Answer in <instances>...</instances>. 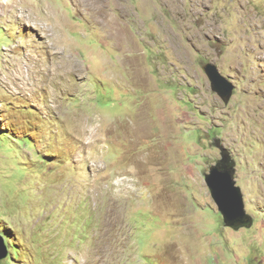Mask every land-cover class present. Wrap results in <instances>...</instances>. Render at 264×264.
I'll return each instance as SVG.
<instances>
[{
	"label": "rangeland",
	"instance_id": "374dc122",
	"mask_svg": "<svg viewBox=\"0 0 264 264\" xmlns=\"http://www.w3.org/2000/svg\"><path fill=\"white\" fill-rule=\"evenodd\" d=\"M105 10L0 0V264H264V0ZM221 154L249 227L205 183Z\"/></svg>",
	"mask_w": 264,
	"mask_h": 264
},
{
	"label": "water",
	"instance_id": "95a60500",
	"mask_svg": "<svg viewBox=\"0 0 264 264\" xmlns=\"http://www.w3.org/2000/svg\"><path fill=\"white\" fill-rule=\"evenodd\" d=\"M203 69L210 79L212 89L222 97L225 103L228 102L233 93L234 84L225 79L213 63H205ZM234 166V160L222 154V157L209 167L204 180L217 210L223 215L224 224L233 229H239L251 226L253 218L246 212L241 188L236 185ZM5 256L6 252L0 249V258Z\"/></svg>",
	"mask_w": 264,
	"mask_h": 264
},
{
	"label": "bare ground",
	"instance_id": "6f19581e",
	"mask_svg": "<svg viewBox=\"0 0 264 264\" xmlns=\"http://www.w3.org/2000/svg\"><path fill=\"white\" fill-rule=\"evenodd\" d=\"M109 1V3H112V0H75V2L78 4V5H82L84 7L85 5V8L87 11L90 12V14H94L95 17L97 18L98 22L102 25V26H105L106 24V21L105 19L108 17V13L107 11L105 10V3ZM84 4V5H83ZM30 9V8H29ZM24 11V10H23ZM29 12V11H28ZM32 12V11H31ZM22 19L23 17L27 18V20H31L32 18V23H33V20H34V23H36L35 21L38 19V17H34L32 16V13H23L21 11V14L19 15ZM108 25V23H107ZM59 57V56H57ZM58 63V61H57ZM68 65V64H67ZM53 65H51L52 67ZM65 66V65H63ZM69 66V65H68ZM67 66V67H68ZM55 66H53L54 68ZM57 68V66H56ZM64 69V67H63ZM65 70V69H64ZM69 72V71H68ZM40 73V72H39ZM44 73V72H43ZM42 73V74H43ZM50 73V72H49ZM53 73V72H52ZM60 73V71H59ZM46 74V73H45ZM54 74V73H53ZM58 75V74H57ZM44 76V75H43ZM40 78V77H39ZM92 142V141H91ZM90 143V142H89ZM128 188V187H127ZM131 189V188H130ZM129 190V189H127Z\"/></svg>",
	"mask_w": 264,
	"mask_h": 264
},
{
	"label": "clouds",
	"instance_id": "9594fccd",
	"mask_svg": "<svg viewBox=\"0 0 264 264\" xmlns=\"http://www.w3.org/2000/svg\"><path fill=\"white\" fill-rule=\"evenodd\" d=\"M208 63V62H207ZM204 65V64H203ZM206 73V72H205ZM207 75V74H206ZM208 77V76H207ZM210 80V79H209ZM233 84V83H232ZM234 90V89H233ZM217 93V92H216ZM218 94V93H217ZM225 156H226V154H224ZM221 157H222V154H221ZM226 157H228V156H226ZM220 159V158H219ZM230 159V158H229ZM230 160H233V159H230ZM237 185V184H236ZM209 189V188H208ZM247 212V211H246ZM221 213V212H220ZM221 215H222V213H221ZM222 217H223V215H222ZM226 226V225H225ZM227 227H229V226H227ZM231 228V227H230Z\"/></svg>",
	"mask_w": 264,
	"mask_h": 264
}]
</instances>
